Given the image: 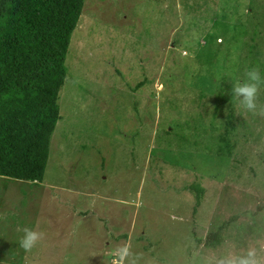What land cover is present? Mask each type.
Instances as JSON below:
<instances>
[{"label":"rangeland","instance_id":"rangeland-1","mask_svg":"<svg viewBox=\"0 0 264 264\" xmlns=\"http://www.w3.org/2000/svg\"><path fill=\"white\" fill-rule=\"evenodd\" d=\"M251 67L264 0H83L43 180L0 177V260L264 264V87L231 101Z\"/></svg>","mask_w":264,"mask_h":264},{"label":"trees","instance_id":"trees-1","mask_svg":"<svg viewBox=\"0 0 264 264\" xmlns=\"http://www.w3.org/2000/svg\"><path fill=\"white\" fill-rule=\"evenodd\" d=\"M82 7L83 0H0V177L43 180ZM189 189L195 212L204 190L197 184ZM209 237L207 248L220 244L218 233Z\"/></svg>","mask_w":264,"mask_h":264},{"label":"clouds","instance_id":"clouds-1","mask_svg":"<svg viewBox=\"0 0 264 264\" xmlns=\"http://www.w3.org/2000/svg\"><path fill=\"white\" fill-rule=\"evenodd\" d=\"M220 76L217 81L220 84ZM264 87V75L257 67H251L244 73L242 81L233 83L231 88V101H235L238 106L249 112L256 110V98L259 90ZM43 240V233L31 228H24L23 235L18 240V247L25 253L30 252ZM0 264H5V259L0 260ZM227 264H258L252 251L245 256L237 257L227 262Z\"/></svg>","mask_w":264,"mask_h":264},{"label":"crops","instance_id":"crops-1","mask_svg":"<svg viewBox=\"0 0 264 264\" xmlns=\"http://www.w3.org/2000/svg\"><path fill=\"white\" fill-rule=\"evenodd\" d=\"M5 178V177H4ZM9 179V178H8ZM28 183H30V182H28Z\"/></svg>","mask_w":264,"mask_h":264}]
</instances>
